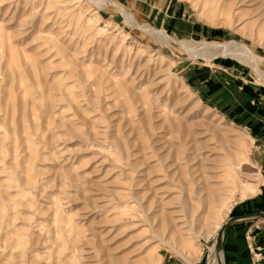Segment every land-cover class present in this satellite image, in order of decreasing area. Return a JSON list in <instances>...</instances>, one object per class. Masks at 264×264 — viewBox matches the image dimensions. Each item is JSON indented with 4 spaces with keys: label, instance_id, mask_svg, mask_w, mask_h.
Listing matches in <instances>:
<instances>
[{
    "label": "rangeland",
    "instance_id": "obj_1",
    "mask_svg": "<svg viewBox=\"0 0 264 264\" xmlns=\"http://www.w3.org/2000/svg\"><path fill=\"white\" fill-rule=\"evenodd\" d=\"M96 1L0 0V264H208L243 201L264 236V0Z\"/></svg>",
    "mask_w": 264,
    "mask_h": 264
},
{
    "label": "crops",
    "instance_id": "obj_2",
    "mask_svg": "<svg viewBox=\"0 0 264 264\" xmlns=\"http://www.w3.org/2000/svg\"><path fill=\"white\" fill-rule=\"evenodd\" d=\"M245 99L259 104L260 117L264 123V94L251 86H245ZM253 201H243L238 207L239 212L231 218H237L227 228L224 235V264H261L258 254L252 248V235L255 240L263 239L264 236L253 234L255 223L260 210ZM259 235V236H258Z\"/></svg>",
    "mask_w": 264,
    "mask_h": 264
},
{
    "label": "bare ground",
    "instance_id": "obj_3",
    "mask_svg": "<svg viewBox=\"0 0 264 264\" xmlns=\"http://www.w3.org/2000/svg\"><path fill=\"white\" fill-rule=\"evenodd\" d=\"M96 3L101 4V0H97ZM126 16H127V19H129V20L131 18H133L131 16V14H128V13L126 14ZM145 31H147L150 35H154V34H158L159 35L160 34L161 35L160 37H162V39L163 38L166 39V37H167V35L164 32H162L161 30H155V31L154 30H145ZM180 43L183 44L182 41H180ZM183 45H185V47L188 49V51H191V54L193 53L192 55H195L197 53V51H198L196 46H194V44H192V43L191 44L190 43H185ZM220 47L222 48V54H234V53L244 54L247 57V61L249 62V65L253 69L256 70V72H257L259 77H262V72L257 66V62H259V59H260L259 56L257 54H255L254 52H252L251 50H249L244 44L238 43V42H225V43H222V45ZM200 56L201 57L207 56V54L204 53V52H201ZM237 57H239V56H237ZM254 191H255V187H250L247 190L242 192V195L240 196V198L244 199V198L247 197L248 194H250V193L252 194ZM205 198H207V201H205L206 203H211L212 204L213 202H215L217 200V191L212 189ZM222 223L218 226L217 232L221 228ZM210 250H211V254H210V257L208 259L209 262L207 261L208 264H224V256H223L224 251H223L222 243L220 241H218V243H216L213 246V248H211Z\"/></svg>",
    "mask_w": 264,
    "mask_h": 264
},
{
    "label": "water",
    "instance_id": "obj_4",
    "mask_svg": "<svg viewBox=\"0 0 264 264\" xmlns=\"http://www.w3.org/2000/svg\"><path fill=\"white\" fill-rule=\"evenodd\" d=\"M259 214V213H258ZM232 219V221H231V223L233 222V221H235L237 218H231Z\"/></svg>",
    "mask_w": 264,
    "mask_h": 264
}]
</instances>
